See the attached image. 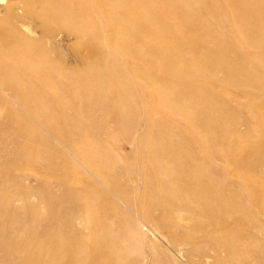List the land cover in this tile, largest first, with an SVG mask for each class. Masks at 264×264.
I'll return each instance as SVG.
<instances>
[{
	"label": "rangeland",
	"instance_id": "1",
	"mask_svg": "<svg viewBox=\"0 0 264 264\" xmlns=\"http://www.w3.org/2000/svg\"><path fill=\"white\" fill-rule=\"evenodd\" d=\"M81 1L83 0H68V3L73 5ZM90 1V5L94 1L97 2V0ZM112 1L121 3L120 0ZM156 1L157 8L163 10L162 15L157 16L164 32L163 36L169 39L175 38L174 36L181 38V50L187 51L196 62L204 64L202 71L195 73L192 78L197 86L194 91L198 94V102L205 108V113L209 112L210 119H215L220 114L216 108L215 99L204 95V91H207L218 97L225 103V107L232 110L230 114L224 113L225 116L222 119L216 120L215 124L223 131L227 123L237 122L244 117L254 119L260 131L245 130L238 123L232 136L221 139V129L206 123L205 117L200 116L196 106L197 97L191 94L181 97V104H185L188 111L192 112V116L200 120L199 125L190 124L183 114L180 117L162 106L156 97V91L166 85L175 88L178 87L176 84L184 85L188 79L184 76V70L189 65L184 61L173 62L171 58L164 60L151 54L148 48L149 43L146 41L148 24L127 26L120 37L106 18L109 17L107 4L103 5L102 14L96 16L95 23L87 24L79 15L68 13L59 0L57 2L35 0L32 5H28L35 12L37 11L36 14L34 10L31 11L20 19V24L13 27L28 39L15 50L28 42H38L40 49L63 69L81 70L83 58L93 60L92 58L100 56L107 62L108 68L115 72L124 69V72L110 78L93 79L95 88L108 91L100 96L103 102L102 108L95 107L93 98H81L79 90L73 86H69L66 90L59 89L64 93L59 97L62 104H69L70 100L82 99L89 107H94L93 117L99 120L95 131L102 133L106 130V135L108 133L112 137L108 139L105 136L103 141L100 140V146L90 132H83L80 138H74L72 144L78 149L79 156L83 158L78 156L77 161L72 159L58 143V141L64 142L63 135L57 137L58 141L51 137V128H58L61 125V118L68 120L65 118L66 112L61 114L60 111V119L56 121V117L59 116V111L55 109L57 106L54 105L51 109L52 101L45 98L41 90H37H48L56 86L57 81L48 79L37 81L36 87L28 85L21 93L12 95L20 106L14 104L0 91V198L4 195L13 197L14 207L19 209V213L10 214L2 210L0 202V242L4 247L0 250V256H9L13 260H18L19 255L25 257L30 256L31 253L35 254L33 245L36 241L52 240L47 231L44 232L46 228L52 233V226L60 224L66 233L72 232V223L69 226L66 222L68 218H73L74 225L78 227L82 237L91 241L95 238V233L83 229L80 224L81 211L74 213L70 204L76 198L88 201L91 207L82 210L84 218L93 216L114 220L118 212L119 214L128 212L125 205L119 202L121 197L115 194L114 187L119 185L121 188L127 187L126 190L134 199L140 200L137 192H140L141 196L145 195L147 202L141 203V210L144 213L149 212L148 205L153 202V210L150 213L157 218L161 231L168 239L174 238L177 241L187 239L191 245H195V242L204 236L209 237V241L227 237L235 246L238 252L236 254L245 257L240 261L248 264H264V216L260 215L264 210V173L250 169L241 171L236 165V159L241 160L244 156L250 159V155L245 153L247 148H254L264 139V133H262L264 132V35L258 30H251L253 29L251 27L257 26V23L254 18L248 16H245V21L251 25L250 30H237L233 27L230 29L220 22L216 28L212 27L211 25L215 24L219 17L228 15L231 18L237 14V10L230 5H226L222 10L214 8L212 4H217V0H190L191 4L198 7L197 11L201 10L193 18L188 17L187 9L181 8L180 11L179 0ZM252 1L264 4V0ZM151 2L153 3V0H145L142 3L147 5ZM0 6H2L1 2ZM128 11L134 13L135 10ZM252 11V9L248 10V12ZM103 14L105 20H103ZM0 16H2L1 12ZM190 22L198 23L203 29L198 31L188 25ZM73 25L85 27L89 36L80 40L67 36L66 29ZM174 25H177L179 31L168 29ZM133 33H140L136 41L130 40ZM124 37L129 38L128 44L123 43ZM215 37L218 44L222 45L213 42ZM121 49L127 51L135 49L144 54V60H137L124 54L121 56ZM214 55L223 57L224 63L231 68L243 70L245 75H231L218 70L214 65ZM1 58L4 59L1 60L3 63H8L6 54L3 53ZM167 69L169 70L166 71ZM133 70L136 76L134 78L129 74L133 73ZM2 76L0 74V86L7 83L20 84L16 78L8 77L7 80ZM127 81L134 84L135 91L132 95L129 92L125 99L121 100L116 92L120 91ZM66 92H68L67 95ZM62 98H64L63 101ZM145 115L149 118L147 119ZM43 116H49L48 122L43 120ZM52 117L55 118L54 121ZM78 118L90 121L83 114H79ZM11 122H16L17 127L9 126L8 123ZM132 122L134 123L132 132L137 130V136L142 134L136 145L130 144L123 134L124 128L128 127L127 129L130 130ZM218 129L221 131L219 136L215 133ZM240 132H245L247 138H239L233 143ZM40 134L45 137V140L35 138ZM214 134L215 139L221 140L224 145H229V140L232 139V146L224 147L220 153L221 156L217 158H215L216 155L212 157L210 153L209 162L201 163L198 150H205L210 143V136ZM180 137L182 144L179 151H185L194 157L189 171L181 180V186L190 192L195 194L201 192V194L198 196L196 206L181 205L176 209L172 208L175 210L164 212V208L159 209L158 205L167 206L170 209L168 200L171 199L178 205L179 197L176 194L175 185H170L171 191L166 194V187L160 185L158 179H167L165 170L180 166L181 160L163 156L164 151L158 147V144L167 142V139L177 141ZM23 138H25L24 142ZM16 143H19V148ZM92 145L95 146L93 151ZM231 156L234 157L230 158ZM156 159L160 160L164 171L159 170V166L155 164ZM126 165L140 169L136 182L129 181V175L124 170ZM181 165L188 167L187 162H181ZM192 169L196 170V173H193ZM200 173L214 189L224 190L223 193L213 196L209 191L200 190L201 187L196 184L200 180ZM245 174L249 177L247 181L241 176ZM38 182L46 183L43 195L39 192L38 195L35 193ZM126 183L131 187L126 186ZM233 183L241 186L240 189L233 188ZM100 190L108 196L109 200L117 201L118 207L103 211L101 203L103 195ZM217 199L229 206L217 210L214 205L213 212L209 211L217 212L222 219L221 223L214 225L210 217L212 214L200 205L208 202L213 204L212 201ZM36 207L37 213H32ZM48 214L53 215L54 222L45 227L39 222L38 215L43 217ZM114 222L115 224L111 226H119V220L115 219ZM130 227L133 225L130 224ZM147 235L146 238L150 239L151 233L148 232ZM54 238L59 241V237L54 236ZM65 239L73 242L74 249H80L78 242H74L69 237ZM143 247L148 248V244H144ZM144 250L135 249L131 253L132 258H139L144 254ZM170 253H173L172 245L166 241L161 242L158 252L148 255L146 264H174ZM239 255L236 256L239 257ZM237 258L227 257L226 263L219 264H240ZM198 260L200 259L196 258L192 262L213 264L211 259L209 262L201 263V260ZM181 261V264H185L182 259ZM30 263L32 261L29 258L27 264Z\"/></svg>",
	"mask_w": 264,
	"mask_h": 264
},
{
	"label": "bare ground",
	"instance_id": "2",
	"mask_svg": "<svg viewBox=\"0 0 264 264\" xmlns=\"http://www.w3.org/2000/svg\"><path fill=\"white\" fill-rule=\"evenodd\" d=\"M35 0H0L2 6H0V12L2 16H0V74H2V78L7 79L8 77H13V79H17L20 84L11 85L9 83L0 86V91L4 95H6L10 100L19 105L17 99L12 95H17V93H21L24 88L28 85H32L36 87L35 82L41 81L44 79H48L49 81H57L56 86H52L50 89H37L41 90L43 96L49 98L53 104H51V109L54 108V105L57 106L59 111V116L56 117V121L60 119V111L61 114L65 113V120L63 118L60 119L61 125L58 128H51V137L52 139L57 140L59 135H63L65 137L64 142L58 143L62 146V148L70 154V157L77 161V157L79 156L78 149L72 144V140L75 138H80L83 132L93 133L95 136V141L98 146H100V140L103 141V138L111 139L106 130L102 133H98L95 131V126L99 125V120L93 117V109L94 107H89L87 102L85 103L82 99L78 100H70L69 104H62L60 95L64 94L59 91V89L66 90L69 86H73L77 88L81 94V98H93L94 104L96 108H102L103 102L100 100V96H103V93L108 92L107 90L98 89L94 86L93 79L96 78L101 80L104 78L113 77L121 72H124V69L112 70L107 67V62L103 61V58L100 56H96V58H92L93 60L82 59L81 61V70H74L73 68L63 69L60 67L55 60L49 58V55L40 49V45L38 42H28L26 45L22 46L20 49L15 50L17 46H21L23 43L27 42L28 39L21 35L17 30H14V26L23 19L28 13H31L34 9H32L29 5H32ZM57 2V0H55ZM62 2V7L67 10L70 14L79 15L81 19L87 24L95 23L96 16L102 14L103 5L107 4L106 9L109 14V17H106L108 21H110V25H112V29L117 33V36H122L124 34L125 27L135 26L139 24H148L149 30L146 32L148 38L146 41L149 43L148 48L149 52L153 54L155 57L160 59L171 58L173 62L184 61L188 63L189 66L184 70V76L188 79L185 81V84L181 86V84H176L178 87H171L169 85L162 86L156 91V97L161 102V105L171 110L174 114L181 117V114L186 116V120L192 125H199L200 120L192 116V112L188 111V107L185 104H181V97L191 94L196 96V106L200 111V116H204L206 123H211L216 129L220 128L217 126L216 120L222 119L226 113L227 115L231 113L232 110H229V107H225V103L220 101L218 97L212 95L211 93L204 91V95L208 98H214L217 102V109L219 111V115L215 119H210L209 112L205 113V108L202 107L198 102V94L195 93L197 86L193 81L192 76L195 73H200L203 68V63H198L193 59V56L190 55L187 51L181 50V38L169 39L166 36H163L162 29L160 27V23L158 22V15H162L163 10L157 8V1L153 0V3H149L144 5L142 2L145 0H120L121 3L113 2L112 0H97L94 1L92 5L89 3L90 0H83L80 3L71 5L68 3V0H59ZM116 1V0H115ZM178 1V0H177ZM180 11L182 9H187L188 17L193 18L194 15L201 11H197L198 7H195L194 4L190 3V0H179ZM29 4V5H28ZM226 5L232 6L237 10V14L233 15L231 18L228 15H224L223 17H219L215 24L211 26L216 28L218 23L223 24L227 28H237V30H250V24L246 23L245 16L254 18L257 26L251 27V30H258L262 32L264 35V4H258L252 0H217V4H212V6L216 9L222 10L226 7ZM28 7V8H26ZM134 9V13H130L128 10ZM249 9H252V12H248ZM158 11V12H157ZM35 14V10L33 11ZM55 14V13H54ZM56 16H59L57 13ZM126 19V20H123ZM103 20H105V15L103 14ZM22 21V20H21ZM22 23V22H21ZM20 24V23H19ZM189 26L196 28L198 31L202 30L198 23L190 22ZM160 28V29H159ZM170 31L176 30L177 25L168 28ZM160 30V31H159ZM67 36H71L75 40H80L83 37L89 36V32L85 29V27H77V25L69 26L66 29ZM162 33V35H161ZM140 34V33H138ZM137 33H133L130 37L131 41H136V38L139 37ZM124 42L128 44L129 38L124 37ZM264 41V38H263ZM214 43L217 42V38L215 37L213 40ZM222 45V44H218ZM38 47V48H37ZM38 49V50H37ZM4 53L8 58V63H3L1 60V55ZM121 56L123 54L125 56L133 57L137 60H144V54L141 52L134 50H124L121 49ZM97 53H95L96 55ZM214 65L220 71L226 72L231 75H240L244 76L243 70H237L229 67L226 63L223 62L224 58L218 55L213 56ZM4 64V65H3ZM199 65V66H198ZM166 69V68H165ZM164 69V70H165ZM163 70V71H164ZM167 69L166 71H168ZM129 73V72H127ZM5 74V75H4ZM133 78L135 76V70L133 73H129ZM134 74V75H133ZM60 83H59V82ZM124 87L116 92V95L119 99H125V96L135 91V86L131 81H127ZM68 92H66L67 95ZM34 96V95H32ZM64 98H62L63 101ZM79 114L86 115L89 118V122L78 118ZM70 117V118H69ZM148 119L149 117L145 115ZM45 122H48L49 116L42 117ZM54 121L55 118L52 117ZM133 123V122H132ZM202 123H205L202 121ZM239 125H242L245 130H259L256 123H254V119L249 117H244L242 120H238L237 122L227 123L225 130L223 131L221 128L218 129L215 133L219 136L221 132V139H228L230 136L234 134L236 128ZM9 126H16V122L8 123ZM7 124V125H8ZM134 127V123L130 130L128 127L123 129V134L125 135L127 141L130 144L136 145L139 143L142 134L137 136V130L132 132ZM19 128V127H18ZM105 129V128H104ZM131 131V132H130ZM23 132V131H22ZM136 133V134H135ZM264 133V132H262ZM20 134L21 130H20ZM21 136V135H20ZM27 136V141H29V137ZM31 136V135H30ZM264 137V134H263ZM35 138H39L40 140H45L42 134L36 135ZM216 135H212L209 138V145L205 150H198V158L201 163L209 162L210 153L216 155L215 158L221 156V151L224 147L230 148L232 146V139L229 140V145H224L221 143V140L215 139ZM239 138H247L246 133H239L237 136V140L234 139L235 143ZM47 139V138H46ZM16 140V139H14ZM25 138H23L24 142ZM48 140V139H47ZM167 142H160L158 147L163 149L165 157L177 158L180 159L181 162H187L188 167L185 165L175 166L174 169L165 170L167 179H158V183L163 185L165 188V193L168 194V191H171L170 185H175V191L177 196L179 197L178 205L173 201L168 200L169 207L158 205L159 209L164 208V212L169 210H175L177 207L181 205L185 206H196L198 204V196L201 192L195 194L190 192L187 189H184L181 186V180L187 171H189L190 166L192 165V159L194 157L191 156L190 153L185 151H179L181 148V137L180 140L173 141L172 139H167ZM17 148L20 147L19 143H16ZM90 148V147H89ZM95 146L92 145L91 150ZM104 152V151H103ZM245 153L250 155V159L245 157L241 160H237V167L241 170L250 169L251 171H260L264 173V139L259 142L254 148H247ZM83 159L81 156H79ZM234 156H231L232 158ZM169 160V158H167ZM229 159V158H228ZM165 160V159H164ZM72 163V161H71ZM155 164L159 166V170L164 169L160 165V160L156 159ZM124 170L129 175V181L131 183L136 182V178L139 177L140 174L139 168H133L130 165H126ZM193 173H196V170H191ZM216 171V169H215ZM200 180L196 182L198 187H201L200 190L209 191L213 196H218L223 193L222 189H214V187L209 183V181L204 179V175L202 173L199 174ZM244 180H249L247 174L241 175ZM166 177V176H165ZM136 179V180H135ZM45 184L42 182H38L36 186L35 193L38 195L44 194ZM112 186V185H111ZM126 186L131 187L128 183ZM233 188L238 187L237 183L232 184ZM127 187L121 188L119 185L114 187L115 194H118L121 198H119V202L123 203L127 208V213L119 214L117 217H114V220H119V226L117 227L111 226L115 224L114 220L109 219L108 217L98 218V217H85L83 216V209H89L91 207L90 202L80 200L78 198L74 199L70 208L73 212H80L82 215V220L80 224H82L83 229H88L90 232L95 233V238L91 241L82 237L80 230L77 226L74 225V219L68 218L66 220L67 225H71L72 232L66 233L60 224H56L52 226V233H50L46 228L44 232L47 231V234L52 237V240H47V242L36 241L33 245L34 253H31L30 256L23 255L18 256V260H13L9 256H0V264H27L28 259L30 258L32 263L30 264H146V260L148 259V255L153 252L156 254L160 248L161 242H168L172 245L173 253H170L172 257V261L174 264H181V259L185 264H194L192 262L194 259L198 258L200 263L202 261L209 262V260H213V264L226 263V258H237L239 254H236L235 246L229 242L228 238H221V240L213 239L209 241V237L204 236L200 241L195 242V245H191L189 240H181L177 241L174 238L168 239L166 235L161 231V225L157 222V218L150 213L153 210V202L151 205H148L149 212L144 213L141 210V203H146L145 195H140V192L136 194L140 197V200L134 199L131 194L126 190ZM237 189V188H235ZM103 195V200L101 201L103 206V211H107L111 208H117L118 202L115 200H109L108 196L104 194L100 190ZM165 194V195H166ZM118 199L117 196H115ZM0 202L2 204V210L7 211L10 214L19 213V209L14 207V198L7 197L6 195L3 198H0ZM208 203H202L200 206L203 207L205 211L212 214L210 217L213 220L214 225H218L221 223L222 219H220V215L216 212H213V207L216 205L217 210L225 209L229 206V204L223 203L221 200L217 199ZM143 204V203H142ZM175 209H172L174 208ZM31 208V207H30ZM38 208H34L32 213H37ZM212 211V212H209ZM261 216H264V210L260 213ZM1 217V213H0ZM40 223L48 227V225H52L54 222V217L52 214L40 216ZM216 220V221H214ZM130 224L133 227H130ZM148 232L151 233V238L147 239ZM59 237V241L54 238V236ZM65 237H69L74 240V242H78L80 244V249H74V245L72 241H68ZM148 244V248H144L143 245ZM3 244L0 242V250H2ZM91 248V249H90ZM135 249L144 250V254L139 258H132L131 253ZM238 253V252H237ZM8 257V258H7ZM196 257V258H194ZM241 257V258H239ZM237 258L239 261L244 259L239 255ZM210 260V261H211ZM197 262V261H195ZM196 264V263H195ZM199 264V263H198ZM240 264H248L246 262L240 261ZM250 264V263H249Z\"/></svg>",
	"mask_w": 264,
	"mask_h": 264
}]
</instances>
